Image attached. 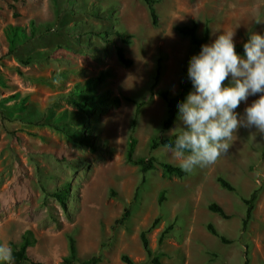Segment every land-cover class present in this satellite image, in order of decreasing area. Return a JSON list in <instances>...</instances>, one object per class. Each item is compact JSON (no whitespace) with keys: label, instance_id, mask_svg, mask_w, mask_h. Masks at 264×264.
<instances>
[{"label":"rangeland","instance_id":"1","mask_svg":"<svg viewBox=\"0 0 264 264\" xmlns=\"http://www.w3.org/2000/svg\"><path fill=\"white\" fill-rule=\"evenodd\" d=\"M154 1L155 26L140 0H0V246L15 250L30 232L26 254L40 264H61L68 238L79 261L124 264L125 256L149 264L139 241L144 232L160 264H264V134L241 127L227 154L181 178L163 177L158 165L141 175L124 160L131 137L133 159L178 166L163 147L148 149L150 139L178 131L177 116L161 130L165 106L157 96L176 92L193 56L175 27L195 22L200 36L207 26L203 45L235 31L239 44L264 36V0ZM8 27L22 35L14 50ZM116 47L128 68L117 62ZM258 98L235 111L243 117ZM134 103H142L136 115ZM62 190L59 202L53 195ZM253 191L251 220L240 233V198ZM211 203L230 218L209 212ZM125 207L127 220L112 230ZM207 224L230 242L220 243Z\"/></svg>","mask_w":264,"mask_h":264},{"label":"clouds","instance_id":"2","mask_svg":"<svg viewBox=\"0 0 264 264\" xmlns=\"http://www.w3.org/2000/svg\"><path fill=\"white\" fill-rule=\"evenodd\" d=\"M234 36L235 31L223 32L189 61L187 76L194 91L177 104L179 126L173 131H178L174 143L164 145L185 173L215 164L241 127L264 134V36L251 34L243 56L236 51ZM257 94L240 117L235 110ZM14 261L13 249L0 246V262Z\"/></svg>","mask_w":264,"mask_h":264},{"label":"trees","instance_id":"3","mask_svg":"<svg viewBox=\"0 0 264 264\" xmlns=\"http://www.w3.org/2000/svg\"><path fill=\"white\" fill-rule=\"evenodd\" d=\"M146 7L148 17L150 19V23L152 26L156 25V14L154 11V0H140ZM175 32L184 38H187L191 48H192V53L194 55H198L201 46L206 42L208 38V28L207 26H203L201 30L200 36L197 35L196 30H197V25L195 22H191L189 25H183V26H178L175 27ZM6 40L8 41L9 47L11 50H14L15 43L19 41L21 38V33L20 31L15 28V27H8L6 30ZM116 36L119 38L122 44H128L127 38L120 34L117 33ZM247 42V40L235 44L236 45V51L238 54L243 56V44ZM115 57L117 62L123 67V68H128L131 65V61L127 58L124 57L122 50L120 47L115 48ZM160 74V69L159 67L156 68L155 74L152 78V82L149 86V96L152 95V90L157 84L158 78ZM193 89L191 81L188 79L187 76V69L183 70V81L180 82L177 86V90L174 94H169L167 91H157V96L163 101L164 106H165V114L164 118L161 122V130L166 131L170 128L172 122L176 118L178 114V108L177 104L182 103L185 100L186 95ZM116 102V99L114 100ZM142 106V103H134V115L138 113L139 108ZM78 108H82V105H77ZM134 127V118L131 120L130 123V128L131 131ZM177 133L172 134L171 136L167 138H152L149 141L148 144V149L149 151H153L156 148L163 147L165 144H172L174 143V138ZM135 140L133 138H129L127 145H126V150L124 154V160L125 163L137 166L139 169V172L141 175H144L146 172L152 170L155 165H158V167L161 169V174L165 178H170V177H175V178H181L184 176L185 172L181 171L178 166H172L167 163H156L153 157H144V158H136L133 159L132 153H133V148H134ZM264 154V147H263V152L262 155ZM142 179V178H141ZM219 187L225 191L228 192H233L234 189L222 178H217L216 179ZM66 194L64 190L55 193L53 196L56 197L59 202L63 200V196ZM256 196V191H253L248 198H240V201L242 204L245 206V212L244 216L241 219V227H240V233H243L246 231L247 224L251 220V212L253 208V202L255 200ZM207 210L211 213L216 214L219 216L221 219H229L230 215L226 214L218 205L211 203L207 206ZM129 216V209L128 207H125L122 210V213L118 219L115 220L114 226L112 227V230H115L117 226H121L128 218ZM206 230L209 234L217 237L222 244H228L230 241L225 239L222 236H218L217 233L215 232L214 228L212 225L207 224L206 225ZM139 241L141 244V247L143 251L145 252L147 257H150L149 264H160L159 262V257L157 254H152L148 247H147V241L144 236V232H141L139 234ZM33 243V239L31 237L30 232H25L24 235L22 236L21 242L18 245V247L13 250V255L15 257L14 264H20L22 262L28 263V264H40L39 262L31 260L27 254V248L31 246ZM121 262L124 264H134L132 263L129 259H127L125 256L121 257ZM99 262V257L98 256H92L91 258L84 260V261H79L76 258L75 255V248H74V242L72 238H68V253L67 256L64 257L61 260V264H97Z\"/></svg>","mask_w":264,"mask_h":264}]
</instances>
